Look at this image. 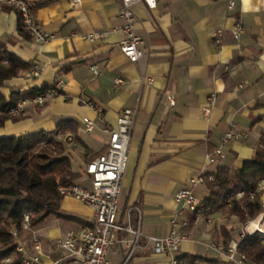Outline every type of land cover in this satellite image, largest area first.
I'll list each match as a JSON object with an SVG mask.
<instances>
[{"label": "crops", "instance_id": "crops-1", "mask_svg": "<svg viewBox=\"0 0 264 264\" xmlns=\"http://www.w3.org/2000/svg\"><path fill=\"white\" fill-rule=\"evenodd\" d=\"M27 1L38 24L54 38L45 44L24 38L18 13L0 4V44L30 65L29 71L5 81L1 90L8 96L60 82V94L41 106L27 103L20 120H8L0 128V137L52 131L62 121H76L86 149L72 147L66 154L76 181L89 187L83 172L86 160L103 151L106 129L115 127L120 112L135 108L119 202L121 222L129 207H138L142 234L164 238L180 208L175 201L180 188L191 187L198 202L208 196L206 185L190 186V179L218 165L238 170L253 158L264 131V0H155L152 10L138 1L132 11L143 56L135 63L118 46L123 37L121 0ZM237 23L242 26L238 40ZM34 68L38 75L30 73ZM168 95L173 96V106ZM211 95L215 101L205 115L202 109ZM95 108L101 109V117ZM84 119L93 123L91 131L85 130ZM230 129L239 138L223 147L221 162L207 164V155ZM60 211L75 220L49 218L33 230L41 241V264H51L56 256L55 238L93 217L89 207L71 197L63 198ZM191 215L178 217L188 220L183 229L187 239L172 256L197 255L230 264L208 247L213 241L223 242L221 230H229L230 217L201 214L191 226ZM135 216L131 212L132 220ZM31 235L16 236L17 245L28 252ZM123 254L121 249L111 250L108 264L110 259L122 264ZM127 264L173 263L169 253L155 254L148 246L139 248Z\"/></svg>", "mask_w": 264, "mask_h": 264}, {"label": "built area", "instance_id": "built-area-1", "mask_svg": "<svg viewBox=\"0 0 264 264\" xmlns=\"http://www.w3.org/2000/svg\"><path fill=\"white\" fill-rule=\"evenodd\" d=\"M81 0H71L73 4ZM143 1L149 9L156 6L155 0H121L120 17L123 19L121 31L123 37L119 42L120 52L132 63L138 62L143 56V40L135 33L137 19L132 11L133 5ZM0 4L15 10L20 18L23 30L36 44H45L54 38V35L46 32L36 21L32 5L27 0H0ZM234 3H229V9L233 8ZM242 33V26L237 23L234 27V38L239 39ZM92 40V37H86ZM220 40L217 39L216 43ZM97 73L96 67H91ZM32 75H38L37 69L30 71ZM121 80L116 79L115 83ZM60 82L51 88L41 92L33 98L25 97L12 108L8 114L17 116L24 111L27 103L43 105L47 99L59 95ZM215 101V96L211 95L203 107V113L209 114ZM169 106H173V96L168 95ZM95 111L101 117V109ZM136 116L135 108H124L113 128L106 129L108 139L103 151L94 159L84 165V175L90 185L85 187L79 182L60 187L59 191L64 197H71L89 207L93 212V217L75 230H69L62 236L55 238L52 248L56 256L51 260V264H108V255L113 249L123 251V262L127 264L135 255L139 248L151 247L153 253H169L172 263L177 264L176 258L172 256L180 250L181 244L187 239L183 229L188 226L187 218L178 219L184 212L193 213L199 202L193 195L191 187L184 186L175 194V201L180 204V208L170 220L171 229L169 235L164 238H154L144 236L141 232V214L138 207H129L126 211L125 223L118 218L119 202L121 196L122 179L127 165V145L134 126ZM85 130L91 131L93 123L84 119ZM239 135L232 129L221 137V144L206 157L207 164H217L223 160L225 153L223 147L229 142L237 140ZM65 141L70 148L73 147V138L67 136ZM207 179L212 180L208 175ZM205 185V176L190 179L189 185ZM260 194L262 210L252 220L247 221L238 234V239L245 234L259 233L264 238V179H260L256 189L249 194L250 199ZM244 195L239 191L236 198ZM131 212L136 214L132 220ZM22 231L30 232L31 252L18 246L17 251L22 254L24 264H41V241L29 226V217L25 216L22 223ZM209 248L217 251L224 257V260L231 264H256L248 262L245 255L238 251V241L231 239L227 242L213 241L208 245ZM6 258L4 262H9Z\"/></svg>", "mask_w": 264, "mask_h": 264}, {"label": "trees", "instance_id": "trees-1", "mask_svg": "<svg viewBox=\"0 0 264 264\" xmlns=\"http://www.w3.org/2000/svg\"><path fill=\"white\" fill-rule=\"evenodd\" d=\"M19 33L30 38L22 28L19 18ZM30 70V65L0 44V128L8 120L17 121L21 115L8 112L25 98H33L52 86L30 89L26 93L11 91L6 96L1 88L7 80L19 77ZM60 94V91H58ZM79 124L73 120L60 122L52 131H38L22 135L0 137V264H24L22 254L17 251L16 236L22 231L25 216L29 217L32 230L43 225L49 218L75 220L63 215L61 203L64 196L60 187L76 182L70 157L66 154L70 146L65 138H73V149H86L78 138ZM95 157L86 160L89 162ZM211 175L209 181L207 176ZM260 179H264V131L262 142L255 148L251 160L244 161L238 170L218 165L205 175L208 196L199 202L190 217L192 226L201 214L223 213L235 217L240 226L254 219L262 210L260 194L250 199ZM239 191L244 195L236 198ZM83 225V224H82ZM223 242L238 241V251L248 262L264 264V238L259 233L245 234L238 239L232 232L222 229ZM9 258V262H4ZM177 264H218L217 261L197 255H179ZM231 264V263H230Z\"/></svg>", "mask_w": 264, "mask_h": 264}, {"label": "rangeland", "instance_id": "rangeland-1", "mask_svg": "<svg viewBox=\"0 0 264 264\" xmlns=\"http://www.w3.org/2000/svg\"><path fill=\"white\" fill-rule=\"evenodd\" d=\"M226 218H229L228 216L225 215ZM242 230V226L239 225L237 218L235 217H230V222H229V231H231L233 234L235 233V231H237L238 233ZM237 236V235H235ZM238 237V236H237ZM209 244V243H208ZM117 257H114L113 259L115 260ZM124 258H122L123 261ZM110 264H113V260H109Z\"/></svg>", "mask_w": 264, "mask_h": 264}]
</instances>
